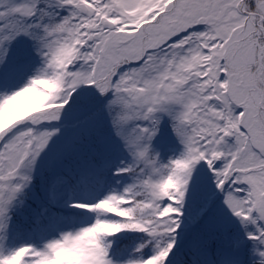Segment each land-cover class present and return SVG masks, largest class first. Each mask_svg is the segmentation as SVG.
Segmentation results:
<instances>
[{
  "label": "snow or ice",
  "instance_id": "6c2138e0",
  "mask_svg": "<svg viewBox=\"0 0 264 264\" xmlns=\"http://www.w3.org/2000/svg\"><path fill=\"white\" fill-rule=\"evenodd\" d=\"M0 264H264V0H0Z\"/></svg>",
  "mask_w": 264,
  "mask_h": 264
}]
</instances>
